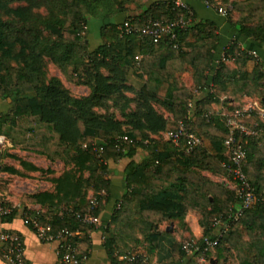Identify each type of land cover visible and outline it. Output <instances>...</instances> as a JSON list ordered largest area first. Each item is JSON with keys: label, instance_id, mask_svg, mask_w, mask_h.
Returning a JSON list of instances; mask_svg holds the SVG:
<instances>
[{"label": "trees", "instance_id": "16d2710c", "mask_svg": "<svg viewBox=\"0 0 264 264\" xmlns=\"http://www.w3.org/2000/svg\"><path fill=\"white\" fill-rule=\"evenodd\" d=\"M131 1L0 0V102L7 103L0 112V135L22 150L60 160L65 167L52 179V192L21 196L23 203H38L44 210L24 207L23 212L36 213L39 222L50 224L53 231L63 227L79 231L72 238L79 261L89 255L90 235L98 227L76 218L75 213H101L103 199H108L102 192L107 193L110 186L105 177L109 159H129L124 168L125 189L115 202L111 226L102 228L110 264H125L119 256L131 250L155 248L159 225L182 218L188 208L202 215L203 232L196 240L213 235L214 219L228 216L238 200L232 189L201 174L203 170L226 174L223 162L228 156L223 144L228 129L212 108L219 99L216 91L209 90V83L219 92L233 89L258 97L264 105V62L247 71L243 65L256 59L244 51L234 55V42L219 51L214 21L199 19L191 7V23L176 29L175 48L168 39L154 42L139 32L124 33L118 28L125 20L140 27L148 17L172 18L181 11L174 0L143 5L133 16L127 13ZM232 8L236 16H228V23L264 48V0H238ZM119 13H125L120 23L106 21ZM92 17L103 21L96 46L88 40L89 27L85 30ZM192 33L193 40L189 38ZM221 51L231 54L236 67L229 69L219 61L217 76L209 77L214 60H222ZM47 61L69 81L87 85L90 92L74 96L58 77H47ZM186 66L191 67L190 86L179 76ZM220 71L227 75L224 81L218 79ZM132 75L141 79L139 87L127 82ZM197 88L204 90L200 97L195 95ZM111 108L119 109L121 118ZM179 121L189 124L201 146L188 152L182 140L177 145L162 140L161 133L176 130ZM242 143L244 172L255 190L264 194V131ZM138 148L147 151L139 162L133 159ZM19 162L29 171H47L21 158ZM0 165L1 170L20 173L2 166L1 160ZM4 189L0 184V190ZM16 211L11 206L2 218L11 220ZM238 224L249 232L248 239L239 234ZM172 249L176 264H196L194 257L201 256L200 250L186 253L182 241ZM228 249L238 264L264 263V202L231 222L225 236L207 251L208 264H225Z\"/></svg>", "mask_w": 264, "mask_h": 264}, {"label": "crops", "instance_id": "0c3cea01", "mask_svg": "<svg viewBox=\"0 0 264 264\" xmlns=\"http://www.w3.org/2000/svg\"><path fill=\"white\" fill-rule=\"evenodd\" d=\"M187 3L193 8L196 12V15L199 19H209L214 21L218 26L219 32V44L218 50H222L225 47L229 46L230 43L234 42V55L239 52H246L247 55L255 57L256 60H247L243 65V68L247 71L253 69L254 65L258 62H264V48L256 44L254 41L247 39L242 34H240L233 26L228 23L227 16L218 13L213 7L207 6L203 0H186ZM125 17V13H119L108 20L107 22L120 23ZM103 21L101 20V25ZM100 40V39H99ZM98 41V40H97ZM100 42V41H99ZM93 44L92 46H96ZM224 51H221L220 56ZM218 54V53H217ZM222 61L223 64L229 68L233 69L236 67V61L232 59L231 54H227L224 60H214L212 69L208 72L209 77L217 76V63ZM187 74L191 78V67L186 66L185 70L179 73V76L182 80V75ZM227 78V75L224 71L218 73L219 81H224ZM192 84V81H191ZM190 84V85H191ZM209 90L216 91L215 96L218 97V101L212 103V108L216 112H220L223 107H230L235 105H245L249 101H255L252 96L249 95H240L235 92L233 89L227 92H219L215 89V86H212V82L209 83ZM204 90L197 88L195 90V95L198 97L202 96ZM258 101V100H256ZM7 108L6 102H0V112L5 111ZM162 140H167L165 133H161ZM4 145L0 148L3 151L1 155L2 166H7L13 169H16L20 173H12L8 170H1L0 167V178H6L9 182L6 183V190H0V193L3 194L4 198L8 204L12 207H16V214L11 218V220H4L0 216V231H9L16 233L20 236L23 243V255L26 261V264H59V258L57 254V242L56 241H42L40 240L35 232L24 223L23 221V208L26 207L31 211H43L42 207L38 203L34 202H22L17 196H14L10 193L12 184L10 179L16 177L20 180L21 184L26 185L27 187L23 192L20 193V196L23 194H33L42 191L52 192L54 190V184L52 179L59 176L63 170L64 165L60 160L50 161L42 155L36 153L22 150L17 146H14L12 142L5 138ZM174 145H177L174 143ZM10 154V155H6ZM147 155V151L143 148H138L133 159L137 162L142 161ZM23 159L26 162L32 163L36 166L42 167L47 171H44V175L35 176V178L27 177L25 173L30 175H37L38 171H29L22 167L19 162V159ZM128 158H121L118 160L109 159L108 163V173L105 174V177H108L110 180L109 190L106 193L102 192L103 195L108 196V199L104 202L103 209L99 214V222L96 224L98 227L97 230L93 231L90 235L91 237V246L89 249V255L82 259L79 264H110V258L107 255L106 249L103 245L104 240V231L102 228L111 226V214L115 205V202L119 200L125 189V179H124V168L128 163ZM1 166V165H0ZM201 174L214 182L223 184L224 186L231 188L230 178L224 173H218L210 170H203ZM1 183V182H0ZM91 195H93L91 193ZM93 197V196H92ZM18 206H21L20 208ZM202 215L200 211L196 208H188L182 218H175L172 220L162 222L159 227V237L157 245L155 248L149 250L147 246H143L140 250L147 253L151 260L155 264H176V259L173 258V244L179 243L188 238L197 239L202 236L203 229L200 225V219ZM101 227V229H99ZM237 228L239 234L244 239L249 238V232L243 225L238 224ZM233 251L226 250V261L225 264H238L235 255H232ZM215 259V255L210 257V261ZM196 264H208V257L196 256L194 257ZM0 264H11L7 262L0 255ZM264 264V263H262Z\"/></svg>", "mask_w": 264, "mask_h": 264}, {"label": "built area", "instance_id": "2783aa9c", "mask_svg": "<svg viewBox=\"0 0 264 264\" xmlns=\"http://www.w3.org/2000/svg\"><path fill=\"white\" fill-rule=\"evenodd\" d=\"M203 2L207 6H211L207 0H203ZM174 5L180 8L181 11L172 18L161 20L148 17L143 20L140 27L135 26L131 20H125L120 23L118 28L124 33L139 32L141 35L151 38L154 42L168 39L173 47L178 48L176 29L186 28L191 23L192 10L186 0H174ZM213 8L225 16L232 10V6ZM225 58L226 55L223 53L222 60ZM218 113L228 129V135L223 141L228 156L223 162V166L227 176L230 178L231 188L238 202L228 216H220L214 219L212 224L213 235L204 236L201 242L194 238L182 241V249L186 253L190 254L200 250L202 258H204L207 251L213 249L225 236L231 222L238 220L247 209L264 202V194L255 190L244 172L246 151L242 143L246 137L259 131H264V105L259 101H250L245 105L225 106ZM253 115H256V119ZM165 136L175 144L182 140L188 152L202 144L201 139L189 130V124L185 121H179L178 128L174 131L165 132ZM5 138L4 135H0V148L4 145ZM97 150L101 152L102 147ZM10 211L11 206L0 195V216L8 214ZM22 216L24 223L30 226L40 240L57 242L56 250L59 264H79L80 261L75 254L72 241L73 236L78 235L79 231H69L66 227L53 231L50 224H41L39 222L36 213L23 212ZM75 217L81 218L82 221L90 224L99 222L98 216L89 213H75ZM0 255L11 264H26L23 255V243L18 234L0 231ZM119 259L124 260L125 264H154L150 256L142 250H131L119 256Z\"/></svg>", "mask_w": 264, "mask_h": 264}, {"label": "rangeland", "instance_id": "374dc122", "mask_svg": "<svg viewBox=\"0 0 264 264\" xmlns=\"http://www.w3.org/2000/svg\"><path fill=\"white\" fill-rule=\"evenodd\" d=\"M154 1L156 0H133L131 1L130 3L127 4V13L128 15L130 16H133V15H136L138 13H140L142 11V6H149L151 5ZM211 6L213 7H219V6H223V7H228V6H232L233 5V2H236L238 0H212V1H209L207 0ZM17 4V3H15ZM229 16V18H235L236 16V13L235 11L232 10L229 12V14L227 15V17ZM5 17V16H4ZM100 25H101V20L98 19V18H90L89 19V22L88 24L86 25V29L85 30H88V27H89V30H88V40H90V43L91 45L93 44H96L97 42H99L100 40ZM47 34V32L45 33ZM191 40H193L195 38V35L194 33H192L189 37ZM98 40V41H97ZM89 45V44H88ZM91 47V46H90ZM46 72H47V77H50V76H56L58 77L62 83L64 84V86H66L70 93L74 96H77V97H80V96H84V95H87L89 92H90V89L88 88L87 85L85 84H77V83H74V82H71L68 80L67 76L62 72V70L57 67L55 64L47 61V64H46ZM182 81L183 83H185L186 85H189L191 84V78L189 75L187 74H183L182 75ZM129 84H133L135 87H139L140 83H141V79L135 77V76H129L128 77V81H127ZM128 96H131V97H134L135 95L133 94V92H127L126 93ZM253 99L255 98V101L258 100V97H252ZM250 102V101H249ZM247 102V103H249ZM155 106L160 110L162 111V108L158 105V104H155ZM129 107L133 108L134 107V102H131V104L129 105ZM98 111H101V109H98ZM111 111L115 112L116 116L118 118H121V116L119 115V109L117 108H111ZM166 113V112H164ZM3 150V149H2ZM0 150V155H2L3 151ZM42 168V167H41ZM44 169V168H43ZM40 173H43V172H40L38 171L37 172V175H30L28 173H25L27 177H30V178H35V176H40V175H44V174H40ZM86 174V173H85ZM0 184L4 186L5 190H6V183L9 182L8 179L6 178H0ZM10 182H11V191L10 193L13 194L14 196H17L20 200V203H22L21 201V196H20V193L23 192V187L24 189L27 187L26 185H22L20 180L16 177H13L12 179H10ZM4 183V184H2ZM91 193L93 194L92 191H89V194H88V197L89 198H92L93 195H91ZM0 195L4 198L3 194L0 193ZM19 208L21 206H18ZM22 208V207H21Z\"/></svg>", "mask_w": 264, "mask_h": 264}]
</instances>
